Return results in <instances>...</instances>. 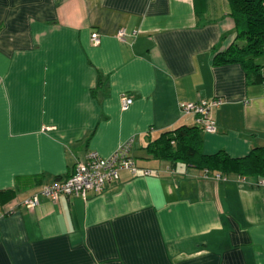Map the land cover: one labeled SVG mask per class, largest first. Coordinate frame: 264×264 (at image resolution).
I'll return each mask as SVG.
<instances>
[{"label":"crops","instance_id":"1","mask_svg":"<svg viewBox=\"0 0 264 264\" xmlns=\"http://www.w3.org/2000/svg\"><path fill=\"white\" fill-rule=\"evenodd\" d=\"M234 41L227 0H0V264H264L263 176L145 149L180 125L205 155L264 145V82L214 59ZM213 98L212 133L178 107ZM127 141L134 174L21 204Z\"/></svg>","mask_w":264,"mask_h":264},{"label":"trees","instance_id":"2","mask_svg":"<svg viewBox=\"0 0 264 264\" xmlns=\"http://www.w3.org/2000/svg\"><path fill=\"white\" fill-rule=\"evenodd\" d=\"M227 2L229 15L234 23L235 41L216 54L214 59L217 62L239 63L245 70L253 72L256 79L264 82V75L259 73L263 64L255 62L258 57L264 59V0ZM145 149L153 158L171 163L182 161L200 169L264 177V145L251 149L241 158H229L223 152L205 155L200 151L196 126L180 125L163 131L157 138L148 141ZM13 197L12 191L0 190V203Z\"/></svg>","mask_w":264,"mask_h":264},{"label":"built area","instance_id":"3","mask_svg":"<svg viewBox=\"0 0 264 264\" xmlns=\"http://www.w3.org/2000/svg\"><path fill=\"white\" fill-rule=\"evenodd\" d=\"M134 34V32H132ZM126 31L120 28L116 31L115 37L122 40ZM90 42L96 45L99 42L95 32L90 33ZM120 108L126 109L131 98L126 94H120ZM220 103L218 98L210 100H200L198 102H180L178 107L185 114H192L195 122L201 127L202 131L212 133L215 131L211 112ZM130 141L120 144L109 156L101 157L96 152L87 150L81 160H78L72 173L61 181L41 186L39 190L28 198L21 201V204L31 209L38 203V196L42 195L55 201L59 194L75 195L85 197L87 191L99 193L102 191L106 182L117 178L118 170L125 169L134 174L137 171L134 160L129 156ZM142 175L157 174L156 171L148 169L141 170Z\"/></svg>","mask_w":264,"mask_h":264},{"label":"rangeland","instance_id":"4","mask_svg":"<svg viewBox=\"0 0 264 264\" xmlns=\"http://www.w3.org/2000/svg\"><path fill=\"white\" fill-rule=\"evenodd\" d=\"M255 62H256V63H260V64H261V63H263V62H264V59H263L262 57H258V58H256V59H255ZM263 69H264V65H263V68H262V70H263ZM263 73H264V72H263Z\"/></svg>","mask_w":264,"mask_h":264}]
</instances>
